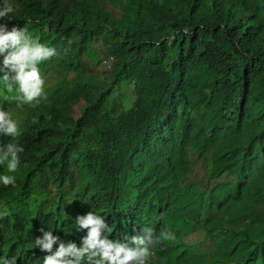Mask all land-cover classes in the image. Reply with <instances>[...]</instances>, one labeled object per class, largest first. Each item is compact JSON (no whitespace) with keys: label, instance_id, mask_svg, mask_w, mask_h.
<instances>
[{"label":"trees","instance_id":"16d2710c","mask_svg":"<svg viewBox=\"0 0 264 264\" xmlns=\"http://www.w3.org/2000/svg\"><path fill=\"white\" fill-rule=\"evenodd\" d=\"M10 3L9 28L57 49L42 66L56 81L22 107L0 85L26 144L0 186V257L37 264L25 238L48 228L79 246L94 211L130 247L172 230L149 264H264V0Z\"/></svg>","mask_w":264,"mask_h":264},{"label":"clouds","instance_id":"9594fccd","mask_svg":"<svg viewBox=\"0 0 264 264\" xmlns=\"http://www.w3.org/2000/svg\"><path fill=\"white\" fill-rule=\"evenodd\" d=\"M14 13L10 0H0V85L9 94L6 98L22 107L38 103L48 83L56 81L47 82L51 72L46 77L42 66L44 61L57 55V49L34 38L26 26L9 28L8 20L14 18ZM113 60L112 57L104 59L103 66L110 68ZM4 105L0 99V186L14 187V174L21 165L26 144L22 145L17 116L3 109ZM6 214V207L0 205V216ZM75 228L84 233L79 246L73 241H62L49 228L38 230L33 238L27 236L25 243L29 242V247L34 245L41 253V262L37 264H149L154 245L176 238L170 229H162L155 235L151 227H143L129 238L134 245L130 247L110 239L111 227L104 216L94 211L78 216ZM0 264H15V260L2 256Z\"/></svg>","mask_w":264,"mask_h":264},{"label":"rangeland","instance_id":"374dc122","mask_svg":"<svg viewBox=\"0 0 264 264\" xmlns=\"http://www.w3.org/2000/svg\"><path fill=\"white\" fill-rule=\"evenodd\" d=\"M104 70L106 71L107 68L103 66V70L101 71V74H103ZM116 96L117 97L122 96V100L123 101L125 100L124 102L126 103V106H129L132 102L131 96H134L132 86L129 85L128 87H126L125 85H122L121 88L116 92ZM63 111H64V114L66 116L72 115V116L78 117L80 114L78 106H68ZM203 250L209 251L210 250V244L209 243L204 244Z\"/></svg>","mask_w":264,"mask_h":264},{"label":"bare ground","instance_id":"6f19581e","mask_svg":"<svg viewBox=\"0 0 264 264\" xmlns=\"http://www.w3.org/2000/svg\"><path fill=\"white\" fill-rule=\"evenodd\" d=\"M175 150V149H174ZM142 179V178H141ZM175 181V180H174ZM157 208V207H156ZM166 208V207H165ZM152 223V222H151ZM205 261V260H204Z\"/></svg>","mask_w":264,"mask_h":264}]
</instances>
